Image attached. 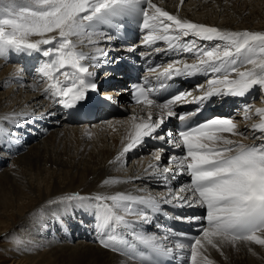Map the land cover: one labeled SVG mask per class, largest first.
Instances as JSON below:
<instances>
[{"label": "snow or ice", "instance_id": "snow-or-ice-1", "mask_svg": "<svg viewBox=\"0 0 264 264\" xmlns=\"http://www.w3.org/2000/svg\"><path fill=\"white\" fill-rule=\"evenodd\" d=\"M86 32L90 37L100 36L109 45L120 38V33H125L126 39H140L143 45L165 41L167 49L156 48L157 53H188L197 58L194 63L174 60L159 72L150 67L149 72H156V87L149 86L148 77H144L142 82L139 77H134L138 82L127 91L137 104L149 109L148 119L135 123L136 118H132L134 131L116 160L142 146L146 138L181 149L183 154L171 157L169 163H177L180 169L177 175L187 173L190 176V184L182 189L190 194L173 197L182 201L174 206L199 207L204 214L184 218L177 216L176 219L196 224L199 235L188 237L190 242L187 244L179 240L171 246L163 243L162 239L168 240L169 236L161 239L139 225L150 224L149 214L162 212L161 205L172 204L173 200L130 193L111 196H90L79 192L64 194L46 201L30 214V226L47 227L52 220H62L69 210L74 216L77 212L89 214L90 209L93 229L99 233L101 246L135 257L140 264H172L175 259H185L178 256L184 250H190V264H200L201 259L204 264H213L203 254L207 246L218 251L225 245L235 246L239 241L264 246V236L260 235L264 233V108L256 109L261 119L252 125V130L254 133L259 131L260 136L255 137L259 142L251 145L222 135L237 134V126L231 117L215 116L194 127L188 124L214 97L244 98L253 90L264 91V31H232L194 23L162 10L152 0H0V56L15 54L37 60L43 57L35 71L48 82L44 95L63 108L79 110L83 106L113 100L111 95H101V81L105 77L91 69L118 64L122 58L118 54L110 57V52L118 51L112 47H97L94 53L88 54L77 50L72 38ZM140 33H143L142 38ZM46 35L47 38H44ZM33 36L41 38L34 40L31 39ZM197 41L214 43L198 46ZM217 41L219 43H215ZM90 42L99 44L102 41ZM138 47L130 43L124 51L135 54ZM142 57L143 54L139 58ZM181 64L182 67L178 66ZM130 68L135 71L134 67ZM23 71V68L20 69V72ZM196 75L209 78L206 90L204 85H198L197 89L202 94L191 101L187 99L191 92L185 91L171 95L162 103L152 98L168 93L173 87L170 81L176 77L191 78ZM16 78L22 79V76ZM185 103H196L198 106L194 111L185 113L174 110L175 106ZM152 108L160 110L155 120ZM250 108L251 105H245V118H248ZM45 115L53 113H40L39 117ZM173 118L180 121V130L175 134H158V130H162L166 122ZM21 119L25 123L32 121L33 114L12 113L6 122L16 121L13 125L16 131L6 136L0 133L3 140L0 147H6L11 138H19L17 131ZM164 150L161 147L155 153L157 162L162 159ZM149 168L155 170L158 164L149 165ZM170 171V168L164 167L162 173L153 171L151 175H162L167 182L166 174ZM172 178L175 179V176ZM110 179L121 182L119 178ZM103 183L108 184L109 179ZM129 216L136 219H129Z\"/></svg>", "mask_w": 264, "mask_h": 264}, {"label": "bare ground", "instance_id": "bare-ground-1", "mask_svg": "<svg viewBox=\"0 0 264 264\" xmlns=\"http://www.w3.org/2000/svg\"><path fill=\"white\" fill-rule=\"evenodd\" d=\"M152 2L162 10L167 11L172 15H177L181 19H186L194 23H201L232 31H264V15H262L264 12V0H183V3H181V0H152ZM47 35L44 38H47ZM40 38L41 37L39 36H33L31 39L35 40ZM87 38L90 37L87 36ZM76 46L78 50L79 46L77 43ZM9 57L10 55L0 56V58H2L4 61L8 60ZM40 58L44 59L43 57ZM1 64L2 62L0 61V67L2 66ZM10 67V69L7 67L2 73H0V88L5 86V84L12 79L21 83L24 81L23 78H16L17 76H21L23 74H14L20 69L14 65ZM248 67H250V65ZM21 83L20 86L29 87L30 91L34 93L31 95L32 97L25 96L28 100L27 101L26 98L23 99L22 96L16 98L14 95L12 96L13 93H11L2 99V93H0L1 112H7L6 109L11 107L8 106V102L9 104L16 103V105H18L20 102L26 100L28 103L30 101L31 103H35L37 105L43 100H41V95L44 94V89L46 87L43 89L41 87L35 86L33 83L26 85ZM113 87V85H107L105 87L106 90H104L107 91V94H112L114 93L112 91ZM5 99H9L10 101L7 102ZM50 107L55 109L52 100L47 105V108H49V112L51 113L57 112L52 110ZM125 110L126 112L124 116H111L109 120L105 121L108 126L107 129L110 128L109 130L111 133V140L109 141H111L112 146L110 149H104V147H100L99 149L96 148V152L87 137L88 134L93 137L97 136L99 133V135L102 136H100V138L97 140L98 143H105L106 136L104 131L106 128L103 126L105 123L103 125L98 123L96 128L97 130H95L90 129V127H87L86 124H81L79 126L74 125L72 127V124L66 123L64 120H62L60 126L62 125L66 129L61 130L59 128H54V130L51 132V138L53 137L51 142H35L30 145L29 148H24L22 144L23 137L19 133H17L19 137L18 139L11 138L8 141L7 146L2 148L4 150L7 149L6 152L13 156L12 161L20 170H8L9 173L6 171H4V173H0V235L5 231L7 232L8 228L12 225L26 222L29 218L31 219L30 214L36 212L46 201L60 197L64 194L79 192L82 195L90 196H95L97 194L111 196L116 193L144 195L143 191L145 190H139L147 188L148 185L149 187L152 184L159 185L160 177L162 175L151 174L153 171H156L157 173L163 172L161 162H163L164 158H162L159 162L156 161L154 157L155 155L135 158L134 167L129 168L126 171L120 169L124 167L123 164L125 162L126 154L121 157L119 161H114L116 152L123 146L125 142L129 140L131 134L134 131L132 118H136L134 121L135 123H141L148 119L149 109L142 104L134 107H125ZM151 112L153 120H155L160 114V110L157 108H152ZM11 114L12 113H9L4 116L7 119ZM4 116L0 113V133L5 134L6 136L7 133L16 131V129L13 127L16 122H7L8 127H6V124L4 123L5 125H3V120H1V118ZM102 128L104 131L100 130ZM70 131L74 133L71 134ZM25 133L26 132L23 131L22 135L24 136ZM62 135L65 136V138L67 136L69 137V135L71 138L74 137V141L78 148L76 149L75 147L74 149H69L68 145L62 141ZM229 139L237 141L235 135L230 136ZM0 143H3L2 139H0ZM95 143L98 144L96 141ZM106 143L109 142L106 141ZM48 144L53 146H48ZM90 144L92 145L94 151L88 155L87 149L89 148ZM68 152L76 153V156L78 153V156H75L76 158L68 157ZM2 161L3 160L0 157V162ZM157 164V169L154 170L149 168V165ZM41 167H44V169ZM168 168L172 169V166ZM27 172H30V175L35 174V176H41L43 173H49L48 178H42V181H46V185L42 187L43 185L41 186L40 183L35 184L34 182L36 179L34 181L30 180L32 176H28L29 178H26ZM167 175L169 178L170 174L167 173ZM135 177H141L142 179H134ZM110 178H119L121 182H116L115 179ZM13 179L15 180L14 182ZM50 179L52 180L50 181ZM106 179H109L108 184L103 183ZM180 180L182 179L180 178ZM129 181L135 183H128ZM37 182L39 181L37 180ZM148 191H150L149 188ZM150 193H153V190H151ZM175 195H173V197H176ZM90 212L91 210L89 209V214L87 215L92 217ZM69 213L70 212H65L63 215V218H66L68 222L69 218H71ZM60 226L58 227L60 228ZM139 227L141 229H146L147 224H140ZM32 229L35 231V227H30V230ZM79 230H81V228H79ZM54 231L56 230L49 229L48 234ZM260 235L264 236V233H260ZM70 236L71 235H69V237ZM62 240L65 241V244L62 243L61 247H53V249H50L47 252H43L42 250L39 251V248H35L34 245L37 246L38 243L34 241L32 242L34 254H31L30 252L28 253L23 249L17 253V255H15L16 258L12 260L13 262H11V264H137L121 255L116 254L114 251L103 248L102 246L82 244L81 241H79L80 243H76L78 245L75 243L70 245V243H66L67 239ZM35 250H38V253H35ZM15 251L18 252L17 249ZM221 251L223 252V255H221ZM221 251L207 246V251L203 254L206 255L208 259L213 262V264H264V246L256 245L254 242L239 241L235 246L225 245ZM235 255L243 256L244 259L240 261L237 259V257L235 258ZM86 258H89V260H86ZM245 259L248 260L245 261ZM6 260L9 261L10 259L7 257ZM200 264H204L202 259L200 260Z\"/></svg>", "mask_w": 264, "mask_h": 264}, {"label": "rangeland", "instance_id": "rangeland-1", "mask_svg": "<svg viewBox=\"0 0 264 264\" xmlns=\"http://www.w3.org/2000/svg\"><path fill=\"white\" fill-rule=\"evenodd\" d=\"M255 3H257V2H255ZM263 10H264V4H263ZM262 15H264V12L262 13ZM83 36H85V35H82V36H79V37H74L73 38V41H75V43H77V44H80L82 47H84L85 46V42L87 41V40H84V37ZM83 39V40H82ZM78 40V41H77ZM80 46V47H81ZM40 58V57H39ZM41 59V58H40ZM42 60V59H41ZM0 61L2 62V66L0 67V73H2L7 67H8V69H10L11 67L10 66H12V65H14V66H17L16 64V62H6V61H4L2 58H0ZM20 72H18V71H16L14 74H19ZM12 74V73H11ZM20 74H22V72L20 73ZM19 74V75H20ZM10 82V83H9ZM8 83H6L5 84V86H3V87H1L0 88V93H2L1 94V97H2V99H4L5 97H7V95H9V94H11V93H13L12 94V96L14 95L16 98H18V97H20V96H22V98L24 99V98H26L27 96H31V95H33L34 93L32 92V91H30V88L29 87H26V86H20V83L21 82H17V81H14L13 79L12 80H10ZM21 84H23V85H26V84H29L28 82H26V81H22V83ZM20 87H22V88H20ZM44 89V88H43ZM103 89H105V88H103ZM106 90V89H105ZM26 96V97H25ZM32 97V96H31ZM5 100H7V99H5ZM26 100H27V98H26ZM23 101V102H20L19 104H20V106H19V104L18 105H16V103H10L9 104V102L8 101H10L9 99L7 100V102H8V106H11L10 108H12V109H10V108H7L6 110H7V112H1V110H0V113H1V115H7V114H9V113H30V112H37V111H40V110H43L42 108H43V105L44 104H46L45 103V100H42V98H41V102L39 103V104H35V103H31L30 101H29V103L27 102V101ZM42 103V104H41ZM41 106V107H40ZM24 107H27V108H24ZM24 108V109H23ZM5 110V109H4ZM17 110V111H16ZM10 111V112H9ZM24 111V112H23ZM128 115V114H127ZM124 116V115H123ZM129 116V115H128ZM8 117V116H7ZM4 118H6L5 116L4 117H2L1 119L3 120L2 121V123L4 124H6L7 125V122L5 121V119ZM22 120L23 119H21L20 121L22 122ZM107 120H109V118L107 119ZM19 121V122H20ZM16 122V121H15ZM97 122V123H96ZM98 123H101L102 125L105 123V121H93V122H90V123H81V124H86L87 125V127H90V129H95V130H97L96 128H97V125H98ZM81 124H72L71 126L73 127L74 125H76V126H79V125H81ZM95 125V126H94ZM104 128H106L105 129V131H104V129L102 128V129H100L101 131L103 130L104 131V134H105V136L107 137H105V140L107 141V142H109V143H106V141H105V143H98V139L100 138V136H102V135H99V133L97 134V136H91L90 134H88V140H89V142L93 145V148H94V150H96V148L97 149H99L100 147L102 148V147H104V149H110V147L112 146V143H111V141H109V140H111V133H110V128L109 129H107L108 128V126H107V124L105 123L104 125ZM64 126H60V125H58V126H56V127H53V130H54V128H59V129H61V130H65L66 128L64 127ZM71 128V127H70ZM108 130V131H107ZM52 132V131H51ZM51 132H49L48 134H46V135H43V137H41V138H39L38 140H36V141H34L33 143H35V142H42V143H49V142H51V140H52V138H51ZM71 132V134H73L72 133V131H70ZM108 132V133H107ZM90 135V136H89ZM114 135V134H113ZM62 137V141L66 144V145H68V147H69V149L71 148V149H74L75 147H76V149L78 148L77 147V144L75 143V139H74V137H72L71 138V136L69 135V137L67 136L66 138H65V136H61ZM93 139H92V138ZM116 137V136H115ZM69 138V139H68ZM71 138V139H70ZM110 138V139H109ZM119 138V137H118ZM66 139V140H65ZM70 140V141H69ZM73 140V141H72ZM94 140V141H93ZM95 141L98 143V144H96L95 143ZM33 143H31V144H28V145H26V148H29V146L30 145H32ZM90 144V146H89V148L87 149V154L89 155V153H92L94 150H93V148H92V145ZM49 145H51V144H48V146ZM95 145V146H94ZM98 145V146H97ZM101 145V146H100ZM103 145V146H102ZM51 146H53V145H51ZM108 147V148H107ZM48 148V147H47ZM7 150V149H6ZM96 152H97V150H96ZM46 154H49V153H46ZM96 154V153H95ZM67 155H68V157H74V158H76L77 156H78V153H77V156H76V153H73V152H68L67 153ZM76 156V157H75ZM1 158H2V162H1V164H0V173H4V171H6L7 173H9V171H19L20 169H18V167H16V165L13 163V157H10V156H6V158H3L2 156H0ZM143 156H138V157H136V158H142ZM148 159V158H147ZM124 165V167H122V168H120V169H122V170H127V169H129V168H133L134 167V161L132 160V159H129V160H127L126 162H125V164H123ZM17 169H16V168ZM15 168V169H14ZM21 168V167H20ZM42 169H44V167H41ZM13 169V170H12ZM23 169V168H22ZM46 169V168H45ZM9 170V171H8ZM5 172V173H6ZM51 172V171H50ZM30 172H27L26 174V178H29V177H31L32 176V178H30V180H35L36 179V181L34 182L35 184L36 183H40L41 184V186L42 187H44L45 185H46V181H42L43 179H45L46 177L48 178V174L49 173H43V174H41V176H39V175H36L35 176V174H29ZM120 173H122V172H120ZM116 174H118V173H116ZM1 175V174H0ZM34 175V176H33ZM29 176V177H28ZM45 177V178H44ZM43 178V179H42ZM37 180L39 181V182H37ZM47 180V179H46ZM52 179H50V181H51ZM15 180L13 179V182H14ZM42 181V182H41ZM128 183H135V182H128ZM70 211V210H69ZM78 213V214H77ZM76 214L77 215H74L75 216V218L79 221V220H83L84 221V217H82V216H80V215H84V214H82V213H80V212H77ZM31 217V219L29 220L28 219V221H26V222H22V223H19V224H15V225H12L11 227H9L8 228V231L6 232H3V233H1V235H0V264H11V262H13L12 260L13 259H15L16 258V256L15 255H17V253H19L21 250H26L28 253L30 252L31 254H34V250H33V248H32V242H37L38 244H37V246H35L34 245V247L36 248H39V251H43V252H47V251H49L50 249H53V247L55 248V247H61V244L62 243H64L65 244V241H63L62 239H64V240H66L67 239V241H66V243H70V245L71 244H76V243H80L79 241H81V243L82 244H92V245H95V244H93V242L91 241V240H85V239H82V238H75L74 239V237L72 238V239H68V238H66V236H65V233H66V231H64L65 229H67V228H69L70 227V225H69V222L66 220V218H63L62 220H60L59 221V223L57 222V220H54V222H53V220L51 221V223H49V225L47 226V227H44V226H41V227H39V228H37V227H35V231H34V229H32V230H30V227H34V226H30V224H31V221H32V216H30ZM80 217H82V218H80ZM86 220V219H85ZM63 222V223H62ZM53 223H55V224H53ZM59 224V225H58ZM84 224H87L86 223V221H84ZM54 225V226H53ZM61 225V226H60ZM62 225H63V227H62ZM64 225H65V227H64ZM67 225V226H66ZM51 226H53V227H51ZM58 226H60V228L58 227ZM56 227V228H55ZM62 228V229H61ZM79 228H81V230H83V229H85V227H79ZM49 229H54V230H56V231H54V232H50L49 234H48V232H49ZM64 229V230H63ZM40 230V231H39ZM62 230V231H61ZM10 231V232H9ZM47 232V233H46ZM71 232V231H70ZM6 234H8L7 235V238H5V236H6ZM52 234H54V235H52ZM56 234H59V235H56ZM71 234H72V232H71ZM43 235V236H42ZM49 235V236H48ZM63 235V236H62ZM66 238V239H65ZM43 241V242H42ZM52 243V244H51ZM49 244H50V246H49ZM22 245V246H21ZM76 245H78V244H76ZM52 246V247H51ZM51 247V248H50ZM19 248V249H18ZM17 249V251L18 252H16L15 250ZM30 249V250H29ZM38 250H35V253H38L37 252ZM15 256V257H14ZM7 257L10 259L9 261L8 260H6L7 259ZM237 257V259L238 260H242V259H244V257L243 256H238V255H235V258ZM248 259H250L249 257H247ZM83 259V258H82ZM248 259H245V261L246 260H248ZM86 260H89V258H86Z\"/></svg>", "mask_w": 264, "mask_h": 264}]
</instances>
